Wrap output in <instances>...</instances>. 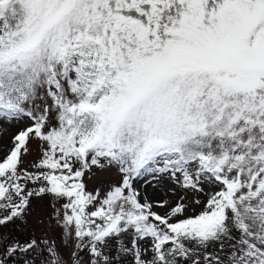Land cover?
I'll return each instance as SVG.
<instances>
[{"label":"snow or ice","instance_id":"1","mask_svg":"<svg viewBox=\"0 0 264 264\" xmlns=\"http://www.w3.org/2000/svg\"><path fill=\"white\" fill-rule=\"evenodd\" d=\"M0 264H264V0H0Z\"/></svg>","mask_w":264,"mask_h":264}]
</instances>
